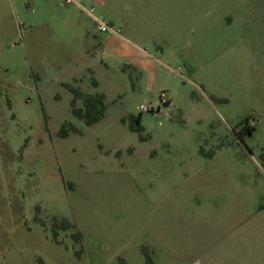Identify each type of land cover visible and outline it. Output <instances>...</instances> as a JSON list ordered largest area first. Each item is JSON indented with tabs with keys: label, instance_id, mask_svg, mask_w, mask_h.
<instances>
[{
	"label": "rangeland",
	"instance_id": "obj_1",
	"mask_svg": "<svg viewBox=\"0 0 264 264\" xmlns=\"http://www.w3.org/2000/svg\"><path fill=\"white\" fill-rule=\"evenodd\" d=\"M83 1L0 0V264H264V0Z\"/></svg>",
	"mask_w": 264,
	"mask_h": 264
},
{
	"label": "trees",
	"instance_id": "obj_2",
	"mask_svg": "<svg viewBox=\"0 0 264 264\" xmlns=\"http://www.w3.org/2000/svg\"><path fill=\"white\" fill-rule=\"evenodd\" d=\"M94 84H97V81H93ZM69 89L73 92L74 97L71 100V107H72V113L78 117L79 119H82L85 121L87 125H92L101 119L104 118L106 110H107V104L105 103V95L102 93L97 94H90V93H84L81 89L68 84L67 85ZM82 101V105H78V101ZM170 103V102H168ZM124 120V119H123ZM250 116L247 117L241 124H243V130L244 133L251 134L254 130V127L249 125ZM129 126L132 130L142 132L144 130V127L141 124V115L139 116H132L129 120ZM70 130L77 131V128L73 126L72 124L64 123L60 129V134L62 136H67L69 134ZM242 130V131H243ZM240 138H242L241 134H238ZM76 228L75 224L68 220H55L52 232L55 239L58 238L59 231L60 230H68L70 228ZM73 237L75 238L76 242H80L82 240V234L79 230L74 232ZM145 264H154L153 259L148 255V258L145 262Z\"/></svg>",
	"mask_w": 264,
	"mask_h": 264
},
{
	"label": "built area",
	"instance_id": "obj_3",
	"mask_svg": "<svg viewBox=\"0 0 264 264\" xmlns=\"http://www.w3.org/2000/svg\"><path fill=\"white\" fill-rule=\"evenodd\" d=\"M65 4H75L81 10L87 12L98 25L101 31H110L118 33V31L109 23H107L102 17L95 14V6H88L83 0H64ZM162 100H164V94L161 95ZM144 109H150V107H144Z\"/></svg>",
	"mask_w": 264,
	"mask_h": 264
},
{
	"label": "crops",
	"instance_id": "obj_4",
	"mask_svg": "<svg viewBox=\"0 0 264 264\" xmlns=\"http://www.w3.org/2000/svg\"><path fill=\"white\" fill-rule=\"evenodd\" d=\"M91 6V5H90ZM85 12V11H84ZM87 13V12H86ZM88 14V13H87ZM169 102H170V100H169Z\"/></svg>",
	"mask_w": 264,
	"mask_h": 264
}]
</instances>
